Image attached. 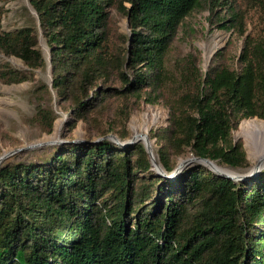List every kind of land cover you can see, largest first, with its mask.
Masks as SVG:
<instances>
[{"label": "trees", "instance_id": "obj_1", "mask_svg": "<svg viewBox=\"0 0 264 264\" xmlns=\"http://www.w3.org/2000/svg\"><path fill=\"white\" fill-rule=\"evenodd\" d=\"M28 1L39 21L33 28L3 33L0 11V54L32 71L50 67L71 130L79 121L101 123L115 96L122 105L112 122L124 140L128 101L164 100L169 126L155 137L167 173L186 154L234 170L249 166L233 132L244 120H264V36L246 35L236 68L217 54L205 73L190 55L173 70L179 28L214 0ZM113 7L131 29L128 47L116 55ZM230 17L244 35L237 14ZM5 67L4 83L30 79ZM116 75L120 88L109 86ZM56 119L38 105L44 132L52 133ZM0 264H264V172L234 182L195 163L171 180L152 170L142 144L122 149L109 140L67 144L39 163L2 164Z\"/></svg>", "mask_w": 264, "mask_h": 264}, {"label": "rangeland", "instance_id": "obj_2", "mask_svg": "<svg viewBox=\"0 0 264 264\" xmlns=\"http://www.w3.org/2000/svg\"><path fill=\"white\" fill-rule=\"evenodd\" d=\"M0 11L1 29L5 34L16 33L38 25L37 16L28 0H0ZM232 11L237 14L236 18L245 27V34L242 36L239 35L238 29L231 28L233 22L230 21V12ZM109 14L110 50L116 55L128 47L126 39L130 36L131 29L128 18L117 8H110ZM246 35L255 39L264 36V0H221L220 5H216L214 0L209 7L187 17L179 28L170 49L171 68L175 70L181 61L190 55L196 58L197 67L205 73L217 54H221L223 61L236 68L237 57L242 50ZM39 47L49 61V52L42 37H40ZM208 54H211L209 60L206 59ZM5 66L30 76V79L18 84H7L0 80V156L16 151L8 156L3 164L39 163L53 154L56 148L72 144L70 142L74 140L95 141L104 138L102 140H109L122 149H129L138 144L144 146L136 130L142 133L145 126L158 156V150L163 142L157 140L155 134L169 126V109L164 100L149 104L145 100L139 102L131 98L128 101L130 116L123 131V134H128V137L124 140L119 137L121 128L117 126V123L112 122L115 113L122 105L121 98L115 96L110 98L108 110L102 116L101 123L79 121L71 130L73 121L69 114L61 109L57 94L51 87L52 75L49 66L45 70L32 71L19 57L0 54V74L6 70ZM125 72L128 73L126 69ZM109 86L120 88L121 81L118 75L113 77ZM38 105L53 109L57 115L56 121L61 120L60 133L55 141L52 140V136L57 122L54 123L52 133L44 132L40 123L35 120ZM238 129L233 132V139L243 143L249 166L234 170L215 163L219 168L230 169L245 175L255 167V163L250 158V150L245 140L237 137ZM129 141L131 143L128 144ZM192 157L191 154L180 157L177 166ZM263 172L264 166L259 175ZM172 179L176 180L177 176Z\"/></svg>", "mask_w": 264, "mask_h": 264}, {"label": "bare ground", "instance_id": "obj_3", "mask_svg": "<svg viewBox=\"0 0 264 264\" xmlns=\"http://www.w3.org/2000/svg\"><path fill=\"white\" fill-rule=\"evenodd\" d=\"M210 57H211V54H208L206 56V59L209 60ZM60 126H61V120H59L56 123V128L52 136V140L54 141H55V138H57L60 133ZM137 130H136L137 136L140 138V140L144 142L143 143L144 145L150 147L152 150V155L154 159V164H153L154 170L156 169L155 167L157 166L161 167L158 156L155 153L156 150L154 151V148H153L154 143L149 139L147 135V132H148L147 126L143 128L142 133H140ZM236 135L237 137L243 138L245 140V143L250 150V158L254 161L255 166L257 164H260V166L263 167L264 166V120L254 118V119L242 121ZM216 167L220 171L227 173L229 175H232V176L238 175L236 171L234 172L230 169L219 168L217 165Z\"/></svg>", "mask_w": 264, "mask_h": 264}, {"label": "water", "instance_id": "obj_4", "mask_svg": "<svg viewBox=\"0 0 264 264\" xmlns=\"http://www.w3.org/2000/svg\"><path fill=\"white\" fill-rule=\"evenodd\" d=\"M29 2V1H28ZM30 5V3H29ZM31 6V5H30ZM32 8V7H31ZM35 12V11H34ZM36 14V13H35ZM128 22H129V19H128ZM39 23V21H38ZM49 52V51H48ZM50 57H48L49 59ZM50 60V59H49ZM51 74H52V71H51ZM111 137V136H110ZM102 139L104 138H101V139H98V140H95V141H86V140H74L70 143H78V144H95V143H98L99 141H101ZM117 142L118 140L115 139ZM131 143V141L128 142V144ZM148 155H149V158H150V162L152 164V170H154L153 168V164H154V159H153V155H152V150L150 147L144 145ZM19 151V150H18ZM16 151H13V152H10V153H7V154H4L2 156H0V166L3 164V162L6 160V158L8 156H10L11 154L15 153ZM194 163H198V164H201L203 166H206L208 167L211 171H213L214 173H216L217 175L221 176V177H224V178H228V179H231L233 180L234 182H249L251 181L252 179H255L259 176V174L261 173V170H262V167L260 166V164H257L248 174H245V175H240L238 174L237 176H232V175H229L227 173H224L222 171H220L217 167H216V163L209 160V159H204V158H200V157H195L193 156L192 158H188L184 161H182L176 168L174 171H172L171 173H167L164 168L160 166H157L155 167L156 169L154 170L159 176H163L165 178H168V179H171L173 180L172 178L178 176L185 168L189 167L190 165L194 164Z\"/></svg>", "mask_w": 264, "mask_h": 264}]
</instances>
